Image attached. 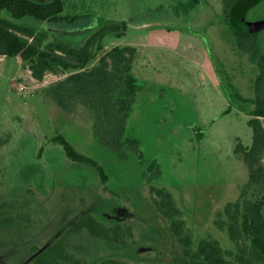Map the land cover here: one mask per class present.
Here are the masks:
<instances>
[{
	"label": "rangeland",
	"instance_id": "374dc122",
	"mask_svg": "<svg viewBox=\"0 0 264 264\" xmlns=\"http://www.w3.org/2000/svg\"><path fill=\"white\" fill-rule=\"evenodd\" d=\"M65 2V13L83 17L20 22L48 31L47 41L62 38L74 45L103 24L127 23L122 36L106 37L105 50L138 47L133 71L143 89L126 136L139 141L143 156L130 146L120 156L102 144L93 111L84 104L66 111L56 102L51 87L67 74L48 72L39 80L19 57L0 54V209L15 216L12 226L0 222V264H34L35 256L89 212L108 225H131L134 239L120 244L87 230L75 233L69 248L84 264H177L181 247L157 207L153 186L173 193L196 241L212 236L235 248L216 220L249 181L235 148L240 141L253 143L249 119L259 66L226 23L224 0ZM262 17L264 1L249 13L252 20ZM258 39L264 52V29ZM60 133L106 167L108 189L95 167L74 161L54 140ZM152 160L160 176L147 171Z\"/></svg>",
	"mask_w": 264,
	"mask_h": 264
},
{
	"label": "trees",
	"instance_id": "16d2710c",
	"mask_svg": "<svg viewBox=\"0 0 264 264\" xmlns=\"http://www.w3.org/2000/svg\"><path fill=\"white\" fill-rule=\"evenodd\" d=\"M198 1V0H194ZM264 0H224V18L238 37L239 46L250 53L258 63L255 107L249 124L253 128V143H237L235 152L242 154L249 169V181L235 201L228 202L219 213L217 226L228 232L235 248H225L218 238L209 236L195 240L173 193L165 187L153 186L159 211L170 221V229L181 247L177 264H264V52L249 13ZM65 0H0V54L17 56L21 66L32 70V75L43 80L48 72L67 74L51 87L56 102L66 111L76 103L90 108L94 114V134L104 145L125 156L128 146L143 156L139 141L127 137V124L136 101L143 89L133 71L138 47L118 44L105 50L106 37L114 33L122 36L127 23H106L98 27L81 45L58 38L48 40V31L20 20L34 18L41 22H72L83 16L65 13ZM104 51V52H103ZM101 52H103L102 55ZM99 60L94 63V61ZM242 101L248 99L238 95ZM54 140L60 142L74 161L95 167L108 189L109 175L97 159L78 151L63 134ZM44 148L41 149L40 156ZM147 171L161 174V167L152 160ZM0 209V222L14 225L15 216H5ZM111 242L127 244L134 239L130 225H108L92 213L81 215L69 228L34 258V264H84L69 248V240L80 231ZM109 259L99 264H122Z\"/></svg>",
	"mask_w": 264,
	"mask_h": 264
},
{
	"label": "water",
	"instance_id": "95a60500",
	"mask_svg": "<svg viewBox=\"0 0 264 264\" xmlns=\"http://www.w3.org/2000/svg\"><path fill=\"white\" fill-rule=\"evenodd\" d=\"M255 25L256 29H262L264 28V19L258 20L253 23Z\"/></svg>",
	"mask_w": 264,
	"mask_h": 264
},
{
	"label": "built area",
	"instance_id": "2783aa9c",
	"mask_svg": "<svg viewBox=\"0 0 264 264\" xmlns=\"http://www.w3.org/2000/svg\"><path fill=\"white\" fill-rule=\"evenodd\" d=\"M29 70H30V71H31V73H32V70H31V69H29ZM24 87H25V86H23V85H22V86H21V90H22Z\"/></svg>",
	"mask_w": 264,
	"mask_h": 264
}]
</instances>
